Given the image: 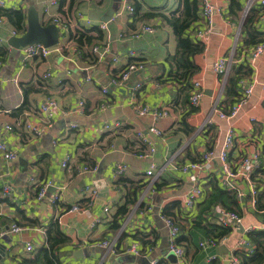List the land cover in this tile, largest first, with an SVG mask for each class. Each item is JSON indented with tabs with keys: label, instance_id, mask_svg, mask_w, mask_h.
Returning a JSON list of instances; mask_svg holds the SVG:
<instances>
[{
	"label": "crops",
	"instance_id": "crops-1",
	"mask_svg": "<svg viewBox=\"0 0 264 264\" xmlns=\"http://www.w3.org/2000/svg\"><path fill=\"white\" fill-rule=\"evenodd\" d=\"M32 1L41 23H52L43 12L49 0ZM131 1L138 3L134 13L120 12L106 22L115 39L111 53L97 58L94 64L80 58L68 31L76 25L98 26L104 22L101 18L108 8L121 6V0H78L75 8L83 13V19L73 18L75 11L69 16L65 6L59 9L58 2L50 5L51 15L66 18L71 25L61 35L60 50H53L45 58L23 60L22 51L11 55L7 43L11 27L7 23L0 26V45L8 51L0 67V137L17 154L10 160L0 154V230H7L0 238V264H25L24 260L31 261V257L32 264H41L36 257L38 249L47 245L48 233L61 234L55 253L62 264H147L149 256L156 264H231L234 258L239 261L235 252L248 253L256 248L247 239L248 231H259L257 237L264 240V52L253 58L255 43L248 42L252 30L258 33L256 41L264 37V7L252 0L251 21L242 26L249 0H236L239 8L234 14L229 11L231 0H211L220 5V10L213 16L208 34L200 39L202 51L191 59L196 69L190 82H198L203 91L198 106L192 107L189 97L193 87H182L174 77L176 66L170 57L175 54L176 38L166 21L181 13L182 0ZM4 2L5 7L21 8L25 13L29 6V0ZM199 16L195 29L205 26ZM86 19L91 23L86 25ZM141 25L152 26L155 32L135 39L116 38L118 33L127 34ZM231 53L227 76L234 79L227 88V77L223 80L224 76L216 75L212 65ZM114 56L119 58L117 62H113ZM129 61L141 62L144 68L133 71L120 85L109 84L113 74ZM45 72L50 73L46 78ZM239 75L253 82V92L234 117L221 118L213 106L218 102L219 109L227 112L240 93L236 84ZM135 83H141V87L135 90ZM102 86L109 87L107 94L101 92ZM48 98L58 104L50 118L39 109ZM80 100L84 101L83 112L75 111ZM142 105L166 109L168 115L155 123L150 115L137 114ZM26 123L37 126L41 134L32 133ZM154 123L161 136L151 134ZM6 125H11L12 131H7ZM229 129L234 134L228 150L231 166L253 150L260 154V165L250 178L257 189L255 206L247 179L236 180L244 194L240 198L224 187L217 159L205 171L184 173L178 168L179 164L199 160L208 149L218 153ZM139 131L149 136L155 147L150 157L137 155L145 150L137 137ZM118 163L124 164L125 170L114 176ZM151 163L153 173L146 175ZM193 173L195 180L190 178ZM118 178L121 181L115 184ZM47 181L52 185L46 188V194L59 195L55 204L35 198L39 186ZM3 185L10 186L8 194L2 193ZM196 186L200 194L189 206L186 198ZM86 187L97 191L93 204L85 212H69V206L84 204L89 194ZM219 188L232 195L231 209L219 202L207 203ZM135 190L134 204L128 205L123 217H117L119 227L114 229L118 207ZM220 208L237 212L241 223L215 236L217 231L211 226H219L215 213ZM165 218L179 228L177 243L184 251L181 257L168 250ZM12 224L20 229L11 232ZM103 240L114 243V251L103 247ZM27 242L33 246L31 252L25 250ZM134 243L139 255L125 250Z\"/></svg>",
	"mask_w": 264,
	"mask_h": 264
},
{
	"label": "built area",
	"instance_id": "built-area-1",
	"mask_svg": "<svg viewBox=\"0 0 264 264\" xmlns=\"http://www.w3.org/2000/svg\"><path fill=\"white\" fill-rule=\"evenodd\" d=\"M201 2V19L203 24L205 25L204 28H198L195 31V36L200 40L202 39L205 35L208 34L210 31V26L213 22V16L216 12H219L220 10V5L214 3L211 0H200ZM252 0H249V2L246 5V10L244 11V15L248 12L250 6H251ZM259 4L264 7V0H258ZM56 3V0H49L47 3H44L43 5V12L44 14L46 13L49 15L48 17L51 18V22L54 23L59 29L61 30L62 34L66 33L68 31V20H63L61 19L58 15H51L49 12V6L53 5ZM121 6L118 7V9L114 12L113 16L111 19H113L115 14H118L120 12H126L129 14L134 13L135 7L132 3L131 0H121L120 2ZM0 7H5V2L4 0H0ZM75 18L76 19H83L84 15L80 10H77L75 12ZM86 25L90 24L91 21L89 19H86L85 21ZM6 20L0 18V26L5 25ZM98 27L104 32V40L103 42L100 43V45H96L92 48V51L97 54L98 59L109 55L111 53V43L115 39L111 32L109 31L107 27L106 22H101ZM155 32V29L152 26L148 25H141L136 29L130 30L129 33H124L120 32L117 34L116 38L117 39H123V38H130V39H135L139 38L141 34L143 33H153ZM11 36L16 35L15 30L11 29L10 32ZM55 50H60V44L57 45ZM53 50H51L49 47H45L40 43L30 45L26 47L24 50H22V55H23V60L29 59V58H45L47 57ZM264 52V39L258 43H256L251 51L252 57L257 58L259 55H261ZM129 55L132 56L134 55V52L131 50L129 51ZM113 62H117L119 58L117 56H114L112 58ZM232 60V53L230 54L229 57L222 56L218 58L212 65L213 72L216 75L224 76L223 80L226 79L227 75L229 74L230 71V64ZM3 64V61L0 60V67ZM144 68V64L141 62H127L126 65L119 71L117 75H113L110 80L109 84L112 86L115 85H120L122 82L126 81L131 73L135 70H141ZM50 75L49 72H45L43 74V77L46 78ZM17 78H14L13 81L15 82ZM86 80H90L89 76H86ZM239 86H240V91L241 95L240 98L238 99L237 103H235L229 111L226 113L222 111V109H219L218 107V102L213 106V110L218 113V115L221 118L229 119L234 117L240 106L246 101V99L252 94L253 92V87L254 84L253 82L249 81L246 79V77L242 76L238 80ZM141 87V83H135L134 84V89H139ZM193 90L191 91L190 97H189V104L192 107H197L198 104L200 103V100L203 96V91L199 89V83L198 82H193L192 83ZM108 86H102L101 92L103 94L108 93ZM57 101L52 98L46 99L43 103L40 104L39 109L46 115V117L50 118L53 115V112L57 109ZM84 110V101L80 100L77 105V109L75 111L78 112H83ZM138 115H150L153 119V121L156 123L159 119L162 117H165L168 115V111L163 108H150L146 105H142L141 107L138 108L137 110ZM152 125L150 127V132L152 135L155 136H161L162 132L160 129L157 128L156 124ZM25 127L30 130L32 133L36 135H40L42 130L39 129L37 126L31 125L30 123H26ZM106 128L109 127L108 124L105 125ZM5 129L7 131H12V126L11 125H6ZM137 137L142 145L145 146V150L143 152H139L137 155L140 158L143 157H150L154 152H155V147L152 143V140L150 139L149 136L143 134L142 132H137ZM233 137L234 134L231 129L227 131L226 137L223 141L222 147L218 153H215L213 150L208 149L205 151L202 156L200 157L199 160L196 161H189L187 163H182L178 165V168L180 169L181 172L184 173H191L192 171H205L211 167V163L213 160L217 159L218 162L221 164V182L224 185V187L228 190H232L235 192L236 197H242L244 194L239 188L237 184V179L238 178H244L249 181V196L252 204L255 206L257 202V189L254 185V182L250 180L252 176V172L254 171L255 168H257L260 164V154L253 150L249 154H244L242 155L237 162L235 163L234 166H231V162L228 159V150L233 144ZM0 154L1 156L6 159H14L16 158L17 154L15 153L14 150H11L7 147L6 143L3 141V139L0 137ZM67 158L62 161V166L66 165ZM153 167L154 164L151 163L149 166V169L146 171V175H152L153 173ZM125 170V165L122 163H118L114 167V176H119L120 174L123 173ZM190 178L192 180H195L196 174H190ZM52 185L50 181H47L43 183L42 186H39L35 193V198L44 201L46 200L50 204H55L57 203L59 199L58 194H46V188L48 186ZM10 190L9 185H3L2 186V193L3 194H8ZM86 190L89 191V194L87 195V199L85 200L83 205L80 204H73L69 206L68 211L69 212H85L88 210V208L93 204L95 196H96V189H90L89 187H86ZM200 194V189L196 186L191 189L190 194L186 198V204L187 205H192L194 198ZM105 212L108 211V207H104L103 209ZM216 219H217V224L222 227H229V226H237L238 224L241 223V217L237 214V212H234L233 210H227L224 208L217 209V212L215 213ZM165 224L168 227L169 230V236H168V250L172 253H174L176 256L181 257L184 254L183 248L178 245L177 243V236H178V231L179 228L178 226L174 223V221L170 218H165ZM20 229V227L17 224H12L10 231L11 232H17ZM7 233V230L2 229L0 230V238L4 236ZM103 247L114 251V243H110L109 240H103L100 243ZM149 249V248H148ZM25 250L27 252H31L33 250V246L30 242H27L25 244ZM128 253H133L135 255L140 254V249L137 248V244H131L125 249ZM150 250V249H149ZM252 249L250 250V252ZM239 262L237 259H233L231 261V264H238ZM150 264H156L155 259L150 260Z\"/></svg>",
	"mask_w": 264,
	"mask_h": 264
},
{
	"label": "trees",
	"instance_id": "trees-1",
	"mask_svg": "<svg viewBox=\"0 0 264 264\" xmlns=\"http://www.w3.org/2000/svg\"><path fill=\"white\" fill-rule=\"evenodd\" d=\"M56 2L59 3V9H61L64 6L66 7V12L69 16L73 14V11L75 12L77 11L75 7L78 4V0L77 1L56 0ZM181 4L183 5V7L179 15H172L166 18V21L171 26L172 31L176 38L175 54L170 58H171V62H173L174 65L176 66L174 77L177 80V82H180L183 85L182 87L185 86L186 88L191 89L192 83L190 82V79L192 77L193 72L196 69V66L193 65V63L191 62V59L194 54L201 52L203 49L202 41L199 40L194 34L198 28L197 29L193 28V25L196 22H198V20L200 19L199 13H201V2L200 0H182ZM133 5L136 11V9L138 8V3L134 2ZM238 8H239L238 2L236 0H231V5L229 8L230 13L234 14ZM251 8L252 7L250 6L246 16L244 17V22L242 23V26H246L247 23L251 21L250 20L251 16L249 15V13L252 10ZM75 12L74 15L72 16L73 18L75 17ZM0 18L6 20V23L11 27V29L15 30L16 35H21L26 30V13L21 8L0 7ZM48 19L51 21L50 17ZM65 19L66 18H63V20ZM46 23L48 22H44V24ZM70 25L71 23H69L68 20V26L70 27ZM249 34L250 35L248 42H252L256 44L264 39L263 37V38H259L256 41L254 36L258 33L255 32L254 30L250 31ZM68 37L71 39L73 45L75 46V50L77 51V54L80 56L82 60H85L91 64L97 62L98 56L96 53L92 51V48L96 45H100V43L103 42L104 40V32L98 26H92L87 28L76 25L74 29H70L68 31ZM61 48L62 51L65 53L67 49L63 48V45L61 46ZM7 55H8V51L6 47L0 45V60L3 61L7 57ZM132 62H136V61H132ZM120 70H118L113 75H117ZM237 73H241V70L238 69ZM236 77H237L236 80L237 87L240 88L238 80L242 77V75ZM233 79L234 76H227L226 79L227 83H225L224 86L228 88L229 86H227V84L231 83ZM240 95H241V91L236 97L235 101L229 105L227 112L235 103H237L238 99L240 98ZM222 111L225 112V110ZM120 181L121 178H118L115 180L114 183L119 184ZM138 188L139 187L136 186V190ZM136 190L127 194L125 197L124 204L118 207L116 211V215L113 220L114 229L119 227V221H117V217L118 216L123 217L128 211V205L134 204L136 200ZM232 198L233 197L229 191H225L219 188L213 191V193L207 200L208 201L207 203L209 205L210 204L213 205L219 202L222 205H224L226 208L231 209L230 204L232 203ZM225 200H228L230 203H225ZM211 228L217 231L216 233H214L215 236L224 235L229 231L227 227L218 226L216 224L212 225ZM257 232L259 231L252 230V231H248L247 233V237H248L247 239H249L250 242L255 243L256 248H254L251 252L248 253L242 251L235 252L236 257H238L239 259L238 264H264V240L262 241L260 238L257 237ZM47 235H48L47 245L40 247L38 249L39 254H37L36 260L39 261L41 260V264H62L59 259L58 253H55L56 245L59 242H61L60 239L61 234L52 236L48 233ZM142 243L144 245L147 244L145 242ZM32 260H33L32 257H31V261L25 259L24 263L32 264L33 262Z\"/></svg>",
	"mask_w": 264,
	"mask_h": 264
},
{
	"label": "water",
	"instance_id": "water-1",
	"mask_svg": "<svg viewBox=\"0 0 264 264\" xmlns=\"http://www.w3.org/2000/svg\"><path fill=\"white\" fill-rule=\"evenodd\" d=\"M28 3L26 30L21 35L10 36L7 40L8 45L11 47V55L19 54L26 47L37 43L55 50L62 35L61 30L54 23H41L34 1L29 0ZM117 8V4L108 8L101 20L104 22L109 21ZM240 228L243 231L242 225H240ZM150 260H152L151 256L148 257L147 264H150Z\"/></svg>",
	"mask_w": 264,
	"mask_h": 264
},
{
	"label": "rangeland",
	"instance_id": "rangeland-1",
	"mask_svg": "<svg viewBox=\"0 0 264 264\" xmlns=\"http://www.w3.org/2000/svg\"><path fill=\"white\" fill-rule=\"evenodd\" d=\"M246 10V8L244 9V11ZM243 15V14H242ZM245 16V15H244Z\"/></svg>",
	"mask_w": 264,
	"mask_h": 264
}]
</instances>
